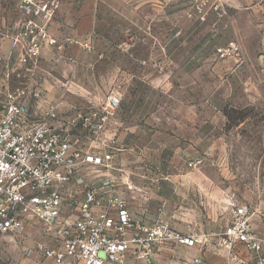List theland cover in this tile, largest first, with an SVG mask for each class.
Masks as SVG:
<instances>
[{
  "label": "crops",
  "instance_id": "1",
  "mask_svg": "<svg viewBox=\"0 0 264 264\" xmlns=\"http://www.w3.org/2000/svg\"><path fill=\"white\" fill-rule=\"evenodd\" d=\"M56 1L59 2V9L47 25V29L50 35L62 45V49L44 48L37 65L18 63L17 58L23 54L26 41L20 39L15 43L14 39L21 34L22 26L26 21L36 19L43 24L42 18L34 17L31 8L23 9L22 0H3L0 6V54L7 59L0 65V116L7 94L18 89L22 91L21 100L29 110L31 121L40 119L51 105H57L59 125H61V123H69L78 113L100 106L94 103L100 100L97 94L98 88L90 86L91 84H128L129 95L135 99L140 92L135 85L152 84L158 81L151 63L132 52V48L136 45L127 44L122 38L116 45L109 43L108 39L102 41V44L98 39L114 34L123 37L133 35V32H140L128 27L135 20L134 17L133 20L129 17L130 12L134 13V10L140 9L142 4L154 7H157V3L164 5L166 3L163 0ZM223 1L228 8V13L223 18H218L215 13L209 12L206 19L201 20V14L196 13L199 26L195 29V34L198 37L211 36V34L218 36L221 33L228 36L234 34V40H231L239 41L243 52L246 53L251 50L248 48V42H243L236 37L243 32L239 11H241V3L245 0ZM191 3L195 4L193 0H185L186 5ZM114 4L122 6L116 8L112 6ZM261 4V6L260 4L250 6L247 14H251L248 18L252 23L251 35L257 37V51L264 54V3ZM103 9L116 12L117 21L113 22L109 19L106 12H102ZM152 32L155 34V29ZM167 32V30L164 31L165 35L168 34ZM183 34L188 36L189 28L185 29L184 33L182 31ZM191 34H194V30ZM3 37L4 39H1ZM231 40L228 42H232ZM200 42L197 39L195 44L198 49L202 46ZM228 42L223 44L227 45ZM84 43H91L93 50L88 51ZM182 44L188 50L189 40L186 39V42ZM206 44L216 51L224 46L220 41H209ZM195 45L192 44L191 47ZM261 58H264V55L260 56V62ZM144 62L143 67L148 68L147 72L137 71ZM261 63L263 68L259 69L260 72H257L254 63L250 62H246L245 66H240L238 69H248L250 80L254 81L260 74L263 75L264 61ZM203 68L202 63L190 65L188 61L182 62L181 82L184 86L181 94L186 98L189 97L190 85H196V88H199L198 84L203 80ZM192 71H195V74ZM24 75L26 77H23ZM165 78L167 82L172 79V76ZM35 94L39 96L36 97ZM196 100H199V91H197ZM84 101L90 103L87 108L82 106ZM154 112L157 110L139 106L131 107L122 103L121 109L111 121L105 135L107 140L116 139L118 142V151L115 156L118 168L102 172V169L99 171L90 167L83 170V173L97 184L101 182L102 177H110L115 182L116 192L127 201L137 222L152 228L164 226L183 236L204 240V244L194 247L180 245L176 241L160 242L154 264H193V261L198 258L203 261V264H231L226 253L220 249L217 238L206 241L209 235L223 232L234 217L233 205L237 204V201L231 190L214 186L210 176L202 172L201 167H191L190 171L178 172L174 175L169 173L171 180L183 182L174 187L141 186L142 179L151 174L146 167L151 161L145 155V151L150 142L156 141V133L194 143L198 148L199 144L202 146L205 140L204 110L185 109L181 120L167 118L163 125L149 123ZM164 112L168 110L165 109ZM70 133L77 134L78 129L70 128ZM131 152L133 159L130 162L126 157ZM197 160L199 158L188 162ZM128 164H132V170L126 167ZM110 170H113V174ZM127 171L130 172V177L127 176ZM206 181L210 182L206 183ZM252 218L255 221L252 223L254 231L264 238V223H260L261 217L254 215ZM31 227L36 231L39 230L37 226ZM237 252L240 257V262L237 264H258L259 259H264V251L260 254L251 253L240 246Z\"/></svg>",
  "mask_w": 264,
  "mask_h": 264
},
{
  "label": "built area",
  "instance_id": "2",
  "mask_svg": "<svg viewBox=\"0 0 264 264\" xmlns=\"http://www.w3.org/2000/svg\"><path fill=\"white\" fill-rule=\"evenodd\" d=\"M193 1L201 20L209 12L218 18L228 13L223 0ZM22 8L33 9V16L42 18L43 24L36 19L23 24L21 34L14 39L15 43L26 41L17 61L37 65L44 48L62 49L47 29L59 2L22 0ZM84 47L93 50L91 43H84ZM217 55L223 59L244 58L237 40L217 49ZM6 61L0 54V65ZM21 98L20 89L10 91L0 116V237L23 234L32 225L37 226L55 244L44 249L45 257L54 264H126L131 257L154 264L160 242L176 241L189 247L204 244L202 239L183 236L164 226L152 228L137 222L110 177H102L97 184L83 173L90 167H116L118 142L107 140L105 135L121 109L119 91H112L100 106L78 113L61 125L57 105H51L40 119L31 121ZM70 128L78 129V133H70ZM201 165V160L188 164L194 168ZM233 207L230 224L220 234L209 235L206 241L217 238L230 263L237 264L238 247L260 254L264 251V238L253 229L250 208L237 204ZM193 264L203 261L198 258ZM258 264H264V259H259Z\"/></svg>",
  "mask_w": 264,
  "mask_h": 264
},
{
  "label": "rangeland",
  "instance_id": "3",
  "mask_svg": "<svg viewBox=\"0 0 264 264\" xmlns=\"http://www.w3.org/2000/svg\"><path fill=\"white\" fill-rule=\"evenodd\" d=\"M261 3H264V0H245L240 5L243 32L236 37L243 42L247 41L248 48H251L248 52L245 50L243 60L223 59L217 55L216 50H212L206 44L209 41H220L224 45L223 42L234 40V34L228 36L221 33L218 36L211 34L199 37L195 34L199 23L196 21L197 11L194 4L186 5L185 0H171L164 5L157 3V7L142 4L140 9L136 8L134 13L130 12L129 17L131 20L134 17L135 20L128 26L140 32L123 37L114 34L100 37L98 41L103 44L102 41L108 39L109 43L116 45L124 39L127 44L136 45L132 52L151 63L158 81L135 85L140 90L135 99L129 95L128 84L90 86L98 88L100 100L94 101L96 105H101L108 93L117 90L123 95L122 103L131 107L157 110L153 113L152 120H149V123L154 125H163L167 118L181 120L185 109L204 110L205 140L198 148L194 143L156 133V141L150 142L145 151V155L151 161L146 166L151 174L142 179L141 186L170 188L180 185L182 181L171 180L169 173L174 175L190 171L188 161L199 158L203 165L198 168L210 176L213 185L231 190L237 205L248 206L252 215L260 216V223H264V72L263 75L259 73L254 82L250 80L248 69H238L245 66L246 62L254 63L257 72L263 68L261 62L264 58H261V62L259 58L264 54L257 51V37L251 35L252 23L248 18L251 14H247L250 6L259 4L261 6ZM112 6L119 8L122 5ZM102 12H106L107 17L113 22L117 21L116 12L105 9ZM118 22L120 23L119 20ZM187 28L189 35H182V31L184 33ZM154 29L155 34L152 32ZM165 30L168 31L167 35L164 33ZM186 39L189 40L188 50L182 44ZM197 39L202 45L199 49L195 45ZM192 44L195 46L191 47ZM184 61H188L190 65L196 63L204 65L203 80L199 82L198 89L196 85H190L188 98L181 94L184 86L181 82V64ZM144 65L145 62L137 71L147 72L148 68L143 67ZM192 72L195 74V71ZM170 75L172 79L165 82V77L170 78ZM89 105V102L84 101L82 106L87 108ZM165 109L168 112H164ZM126 158L131 162L132 152ZM126 167L130 170L133 168L132 164ZM110 171L113 174V170ZM126 173L130 177V172ZM251 222L255 223L254 218ZM53 246L55 244L43 235L41 229L36 231L32 227L23 234L1 236L0 264H54L45 257L44 252L45 248ZM63 264L82 263L67 261ZM126 264L144 262L131 257Z\"/></svg>",
  "mask_w": 264,
  "mask_h": 264
}]
</instances>
